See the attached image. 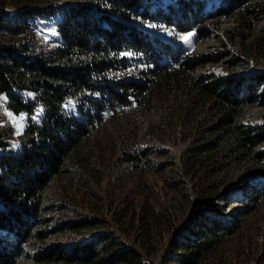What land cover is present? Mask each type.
Wrapping results in <instances>:
<instances>
[{
    "label": "trees",
    "instance_id": "obj_1",
    "mask_svg": "<svg viewBox=\"0 0 264 264\" xmlns=\"http://www.w3.org/2000/svg\"><path fill=\"white\" fill-rule=\"evenodd\" d=\"M176 2L178 8L165 0H0V96L14 115L27 116L16 150L13 130L0 127V264H21L26 246L92 225L64 221L52 228V213L63 208L46 206L50 186L92 165L88 149L107 110L154 112L174 88L184 96L174 109L194 124L192 165H208L216 177L203 191L218 196L235 178L234 187L248 185L252 192L244 200H228L229 206L241 204L230 216L206 206L192 219L188 240L177 237L170 245L164 264H199L238 237L253 215L264 225V125L250 119L251 109L264 108V73L238 74L250 65L243 53L256 64L264 60V0H219L214 14L205 13L235 20L218 53L209 57L185 53L141 25L153 15L179 24L188 11H203L185 5L188 0ZM52 19L57 37L40 44L34 26ZM208 65H220L226 74L199 72ZM150 154L128 152L123 159L139 167L149 165ZM261 235L249 247L258 249L263 264L264 230ZM110 239L101 236L73 254L52 247L35 260L100 264ZM136 257L134 250L123 251L117 263L135 264Z\"/></svg>",
    "mask_w": 264,
    "mask_h": 264
},
{
    "label": "rangeland",
    "instance_id": "obj_2",
    "mask_svg": "<svg viewBox=\"0 0 264 264\" xmlns=\"http://www.w3.org/2000/svg\"><path fill=\"white\" fill-rule=\"evenodd\" d=\"M188 1L185 5L198 6L203 11H188L187 18L179 24L156 21L158 16L153 15L148 23L141 25L151 35L180 45L185 53L195 57L217 54L221 48L220 39L225 37L226 30L235 26V20L233 17L205 18L206 12H216L219 0ZM165 2L178 8L176 0ZM10 8L14 10L15 7L11 4ZM55 22L52 19L34 26L40 44H49L56 39ZM260 26L264 27V21ZM206 28L208 30H203ZM231 48L234 53L241 52L236 47ZM243 56L248 58L250 65L238 74L264 73V60L256 64L251 56L244 53ZM209 71L226 74L220 65H208L199 70L200 73ZM169 94L160 100L154 112L134 108L105 112L104 124L95 130L88 149L93 155L92 165L84 167L75 179L55 180L47 192L46 206L63 208V211L52 213V228L64 221L91 222L92 225L81 232L51 235L45 243L37 242L35 247L26 246L21 264H38L36 255L52 247H62L68 254H73L79 245L106 235L111 239L104 247L110 249L105 254L100 252V264L110 261L120 264L117 263L118 255L129 250L136 252L139 264H164L170 245L177 237L188 240L187 234L193 229L192 219L201 217L206 206L222 210L224 216L241 208L239 203L229 206L228 200H244L252 191L248 185L234 187L235 178L218 196L203 191L204 184L216 177L212 176L208 165L193 167L192 151L196 148V140L192 137V117L182 116L175 110L184 102L182 91L174 88ZM0 116V127L13 130L12 147L18 149L27 116L10 112L2 96ZM250 119L264 125V108L251 109ZM143 150H151L149 165L145 162L136 167L124 161L128 152L141 156ZM258 219V215L249 217L238 237L229 239L218 253L199 264H260L261 253L255 246L249 247L262 240L264 225Z\"/></svg>",
    "mask_w": 264,
    "mask_h": 264
},
{
    "label": "snow or ice",
    "instance_id": "obj_3",
    "mask_svg": "<svg viewBox=\"0 0 264 264\" xmlns=\"http://www.w3.org/2000/svg\"><path fill=\"white\" fill-rule=\"evenodd\" d=\"M183 39V38H182Z\"/></svg>",
    "mask_w": 264,
    "mask_h": 264
}]
</instances>
